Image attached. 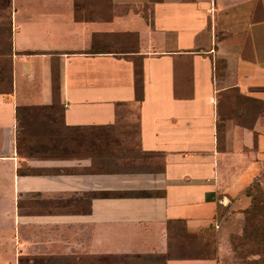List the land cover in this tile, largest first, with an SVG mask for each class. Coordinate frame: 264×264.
<instances>
[{"label":"crops","instance_id":"1","mask_svg":"<svg viewBox=\"0 0 264 264\" xmlns=\"http://www.w3.org/2000/svg\"><path fill=\"white\" fill-rule=\"evenodd\" d=\"M110 127L147 168L92 166ZM263 167L264 0H0V264H218L166 222L218 237Z\"/></svg>","mask_w":264,"mask_h":264},{"label":"trees","instance_id":"2","mask_svg":"<svg viewBox=\"0 0 264 264\" xmlns=\"http://www.w3.org/2000/svg\"><path fill=\"white\" fill-rule=\"evenodd\" d=\"M219 114V109H218ZM219 117V116H218ZM219 124V122H218ZM111 128V127H110ZM98 128L97 131L91 130L92 136L86 140V144L82 146V152L90 156L92 166L98 169L101 174L117 173L130 170H143V167L136 168L127 166L126 163L120 162L124 158H149L155 156L150 153L139 151L136 136V129L131 127L127 137L128 143L123 142L126 134L122 131L116 132L113 128ZM116 129V128H115ZM90 132V133H91ZM124 132V131H123ZM132 133V134H130ZM126 140V139H125ZM83 142H85L83 140ZM72 152L73 148L70 145L65 146L66 152ZM119 163H122L121 165ZM264 173V167L260 170L258 176ZM256 176L253 181L258 177ZM252 181V182H253ZM262 191L258 184L254 187H248L244 190V195L248 198V205L242 209L243 222L241 225L240 235H230L229 241L232 244V249L237 256L257 255L261 258V263H264V199ZM142 196H149L148 193H141ZM100 198H107L109 195L105 192L98 194ZM115 196H122L121 194ZM227 207L216 205L215 222H220L223 219ZM212 230L208 228L207 235ZM167 254L168 259H212L215 254L210 251L209 241L205 235L200 233L198 236L185 234L184 226L181 221H167ZM197 240V244L194 241Z\"/></svg>","mask_w":264,"mask_h":264},{"label":"rangeland","instance_id":"3","mask_svg":"<svg viewBox=\"0 0 264 264\" xmlns=\"http://www.w3.org/2000/svg\"><path fill=\"white\" fill-rule=\"evenodd\" d=\"M72 135V134H71ZM239 159H241V156H236ZM147 158L144 157H136V158H132L131 160L129 159H123L120 162H122L123 164L126 163L127 166H132V167H136V168H147L148 167V162H146ZM122 163H119L120 165ZM238 165H242V162H237ZM231 175H227V177L220 179V184L222 183L223 185L226 184H230L232 179H231ZM256 184H258L259 189L262 191V198L264 199V173L263 175L261 174L260 176H258L251 184L250 187H254ZM7 196V195H6ZM3 197H5V194L3 195ZM5 200H3V204H7L4 203ZM235 208L237 209H232L229 210L227 208L226 213L223 216L222 222L221 224H219V232H218V237H217V230H214L213 226H212V230H210L211 232L208 233V235L206 234V240L209 241L210 244V251H214L216 252L217 249V245L220 244V254H219V258H218V264H264L261 263V258L257 255H246L244 257L242 256H237L236 253L234 252V250L232 249V244L229 241V237L230 235H240V230H241V225L243 222V214H242V207L241 206H236ZM2 211H0L1 213ZM3 221V223H7L8 219H3L1 220ZM107 232L105 228H101L100 230V235H102V239H101V245H109V243L111 242H107L108 238L106 237ZM112 238V236H111ZM218 239V240H217ZM119 243V244H118ZM127 240H121V242H117L114 244V247H116L117 245H126ZM197 244V240L194 241V244ZM195 244V245H196ZM217 244V245H216ZM7 252V247L6 250L3 251V255L8 254Z\"/></svg>","mask_w":264,"mask_h":264}]
</instances>
